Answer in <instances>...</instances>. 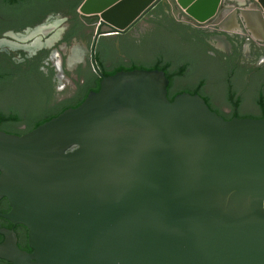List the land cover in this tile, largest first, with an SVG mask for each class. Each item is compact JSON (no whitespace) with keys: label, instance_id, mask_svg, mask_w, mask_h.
I'll list each match as a JSON object with an SVG mask.
<instances>
[{"label":"water","instance_id":"water-1","mask_svg":"<svg viewBox=\"0 0 264 264\" xmlns=\"http://www.w3.org/2000/svg\"><path fill=\"white\" fill-rule=\"evenodd\" d=\"M246 1L264 21V0H83L76 13L122 33L160 6L228 50ZM168 83L118 71L33 130H0V217L31 250L0 228L1 260L264 264V118L225 120L198 94L170 101Z\"/></svg>","mask_w":264,"mask_h":264},{"label":"flooded vegetation","instance_id":"flooded-vegetation-1","mask_svg":"<svg viewBox=\"0 0 264 264\" xmlns=\"http://www.w3.org/2000/svg\"><path fill=\"white\" fill-rule=\"evenodd\" d=\"M83 0H0V56L10 58V70L17 83L19 96L9 109H0V114H18L22 123L4 125L0 130L10 134H25L29 125L54 117L69 108L78 107L88 93L97 92L103 77L121 70L148 69L158 61L166 62L169 57L165 43L158 36L156 28L174 23L184 27L194 43H200L207 54L222 53L229 66L228 85L239 100L236 114L232 104L222 111L212 103V97L201 96L209 108L222 117L264 118V21L250 8V2L241 7L246 9L239 29L228 32L231 47L222 50L212 38L216 32L199 30L175 21L157 6L142 19L122 33L107 26L81 18L76 9ZM247 13V14H246ZM156 28L150 31L148 23ZM155 29V30H154ZM205 49V50H206ZM138 51L153 59L137 60ZM164 53V54H163ZM6 62H4V65ZM7 65V64H6ZM176 68V67H175ZM173 64L171 70L175 69ZM246 76L247 86L243 92L236 89L235 78ZM168 79V78H167ZM177 78L169 81L167 97L173 99L183 93L176 85ZM180 79V78H178ZM186 93H191L197 86ZM247 97L253 99L255 111H243ZM227 100V99H226ZM14 127V128H13ZM8 201L0 200V213L10 211ZM0 228L13 230L18 247L31 252L27 243V229L0 217ZM3 237L0 236V243ZM0 264H11L0 259Z\"/></svg>","mask_w":264,"mask_h":264},{"label":"rangeland","instance_id":"rangeland-1","mask_svg":"<svg viewBox=\"0 0 264 264\" xmlns=\"http://www.w3.org/2000/svg\"><path fill=\"white\" fill-rule=\"evenodd\" d=\"M152 24L153 22L148 23L150 31L152 28H156V26ZM160 26L162 27L157 26L156 32L159 34L158 37L165 43V48L167 50L165 55L169 57V60L173 61V67L175 68L178 64L182 63V59L189 58L194 60V64L190 70L191 75L175 80L179 91L188 92L193 87L192 83H197L201 78H206V86L203 88L205 90L204 93L212 97L211 100L215 107L222 111H227L229 105L226 100V85L224 79L229 71V66L224 55L219 52H214L213 56L207 54L210 58H215V60L203 61L198 56L199 54L197 51H200L202 48L206 49L203 44L194 43L192 41V36L174 23H168V25L165 26L163 22V25ZM135 57L138 61L143 60L145 62L153 59V57L146 56L144 53H141V51H138ZM235 86L236 89L243 92L247 86L246 76L240 74L239 77H236ZM18 96L19 93L14 84L10 83L9 85L5 84L4 86H0V109L6 110L12 107L13 102ZM242 110L249 112L255 111L253 99L251 97H247L245 103L242 105Z\"/></svg>","mask_w":264,"mask_h":264},{"label":"trees","instance_id":"trees-1","mask_svg":"<svg viewBox=\"0 0 264 264\" xmlns=\"http://www.w3.org/2000/svg\"><path fill=\"white\" fill-rule=\"evenodd\" d=\"M176 25V24H175ZM182 29H185L184 27L180 26ZM198 51V56L203 60V61H209V60H215V58H210L208 55H207V50L205 49H201L200 51ZM3 57L2 55L0 56V86H4L5 84L9 85L10 83L14 84L15 85V88H17V83L13 80V73L12 71L10 70V64H12V61H10V58H7L3 61L2 60ZM182 63L178 64L176 66V68L174 70H171V66L173 64V61L172 60H169V61H166V62H161V61H158L157 63H155L151 68H148L147 70H159V71H163L165 76L170 80L172 81L173 79L175 78H184V77H187L190 74V70L192 69V65L194 64V60H191L189 58H186V59H182ZM4 62H6V64L4 65ZM133 68H136V67H132L131 69L129 70H125V71H130V70H134ZM121 71H124V70H121ZM229 72V71H228ZM224 82H225V85H226V99L228 101V103H231L232 104V109H233V112L236 114L237 112V109H238V105H239V100L235 97V92L229 87L228 85V73L226 74L225 76V79H224ZM206 83V78H201L199 81H198V84L197 86L194 88V90L190 93L192 95H195V94H200V91H201V88L203 87V85ZM170 101H172V98L169 99ZM206 100V99H205ZM207 102V100H206ZM261 102V105H264V102L263 100L260 101ZM60 113H57L54 115V117H56L57 115H59ZM51 118L53 117H50V118H47V119H43V120H40L36 125H29L28 128H27V131H31L33 129H35L37 126L43 124L44 122L50 120ZM225 120H230L234 117H223ZM22 123V119L21 117L16 114V113H12V114H0V127H4V125H8V124H11V125H14V124H20ZM6 132V131H4ZM18 135H23V134H18Z\"/></svg>","mask_w":264,"mask_h":264}]
</instances>
